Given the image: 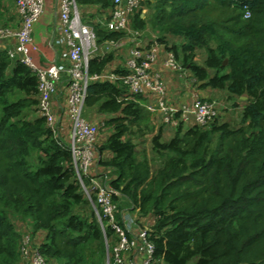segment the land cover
Segmentation results:
<instances>
[{
	"label": "trees",
	"instance_id": "trees-1",
	"mask_svg": "<svg viewBox=\"0 0 264 264\" xmlns=\"http://www.w3.org/2000/svg\"><path fill=\"white\" fill-rule=\"evenodd\" d=\"M75 2L82 12L92 9L99 47L124 35L105 25L113 0ZM143 6L144 16L141 9L130 15V28L150 24L194 87L203 81L200 88L246 99L238 126L217 115L206 127L181 125L163 140L164 126L129 99L122 81H91L84 114L93 112L110 129L97 145L96 164L117 203L116 220L136 209L152 215L150 239L167 264H264V0H144ZM171 36L183 41L169 45ZM114 59L113 52L92 56L88 74L125 75L122 65L110 68ZM37 103L35 74L0 49V264H22L28 233L46 264H106L105 241L113 246L116 234L104 218L100 223L75 180L71 154ZM148 134L151 157L134 141Z\"/></svg>",
	"mask_w": 264,
	"mask_h": 264
},
{
	"label": "built area",
	"instance_id": "built-area-1",
	"mask_svg": "<svg viewBox=\"0 0 264 264\" xmlns=\"http://www.w3.org/2000/svg\"><path fill=\"white\" fill-rule=\"evenodd\" d=\"M143 1L113 0L105 25L108 30L123 32L124 35L117 40L105 41L99 47L95 31L85 23L83 12L75 0H58L62 36L55 42L65 48L62 52L64 64L54 61L40 65L31 56V52L37 50L32 30L43 13L44 0H14L20 22L18 28L0 25V46L13 40L14 45L5 49L6 54L9 58H18L37 78V113L45 119L53 137L71 154L75 180L83 194L89 197L100 223L104 218L116 234L113 246H106V264L167 263L156 257L155 245L150 239L155 221L152 215L141 217L136 209L122 214L121 224L116 220L117 203L111 199V188L101 181V172L96 164L97 138L100 130L106 127L100 119L94 121L84 116L89 83L95 80L122 81L128 88L129 99L149 111L156 127L159 124L172 129L181 125L206 127L218 115L217 103L193 94L195 79L172 51L163 50L162 68L176 73L183 80L185 90L191 92L190 99L184 103L176 104L170 100L162 74L155 69L163 44L157 35L143 38L141 30L129 26L133 12L141 9L142 16L146 13ZM250 16V10L245 7L243 17L248 19ZM127 42L130 47L122 65L128 71L125 75L119 76L112 71L88 74V62L92 56L103 54L107 51L104 49L111 47L119 49ZM91 194L94 200L90 198ZM139 218L148 219L149 223L140 225ZM21 254L22 264H46L44 257L34 249L29 233L23 235Z\"/></svg>",
	"mask_w": 264,
	"mask_h": 264
},
{
	"label": "crops",
	"instance_id": "crops-1",
	"mask_svg": "<svg viewBox=\"0 0 264 264\" xmlns=\"http://www.w3.org/2000/svg\"><path fill=\"white\" fill-rule=\"evenodd\" d=\"M2 7L0 25L8 26L12 29L18 28L20 22L14 8V0H4ZM91 10L90 13H92ZM98 17V14H96L95 20H97ZM59 22L58 0H44L43 13L39 20L34 24L32 30V37L34 43L37 46V50L32 51L31 56L37 64L44 65L54 61L59 64H64L62 52L65 50V48L55 42L62 36L59 30ZM182 41L183 39L179 37H168L169 45L173 43L180 44ZM13 45L14 41L8 40L0 46V49L5 50L7 48L13 47ZM163 50L164 49L161 48L155 69H159L162 74L163 80L167 85V91L170 100L174 101L176 104L184 103L190 99L191 92L185 90L183 80L180 79L176 73L162 68L161 61L164 57ZM123 54H125L124 58H126L127 51H124ZM123 62L124 61H120L121 65H123ZM202 83L203 82H198L197 86L192 89V93L198 95L199 97L211 98V93L213 90L217 89H212L209 87L200 88L199 85ZM170 129L172 128L164 126L165 132H168Z\"/></svg>",
	"mask_w": 264,
	"mask_h": 264
},
{
	"label": "rangeland",
	"instance_id": "rangeland-1",
	"mask_svg": "<svg viewBox=\"0 0 264 264\" xmlns=\"http://www.w3.org/2000/svg\"><path fill=\"white\" fill-rule=\"evenodd\" d=\"M87 11V10H85ZM90 10H88L87 12H83V18L86 24L90 25L91 24L89 22H93V18H91L89 16ZM147 12V11H146ZM142 32V36L141 37H146L149 38L151 36V34H155L156 33L153 31V29L151 28L150 24L147 25V28L144 30H141ZM130 47V43L127 42L125 44H123L121 47H119V49H116L115 47H111L109 49H104L106 52H113L115 55V60L113 63H111L110 68L114 69L117 66H121L120 61H125L124 56L125 54L124 51H128V48ZM198 55L196 57V61H198L199 63L202 62L204 53L201 50H198ZM124 63V62H123ZM210 99L212 101H215L217 103L218 106V118H219V122L220 121H226L228 122L230 125L232 126H238L239 125V120H240V114H241V110L242 107L244 105V100L246 99L243 97L237 98V99H229L228 94L225 91L222 90H213V92L210 95ZM234 104H236L237 106H233ZM84 116L86 118H88L89 120H93L96 121L98 120L97 117L93 114V112H89V114H84ZM150 116V115H149ZM152 116H150V121L153 123V120L151 118ZM155 129H157L155 127ZM175 129H170L168 132H165L164 128H163V134H162V139L163 140H167L169 139L173 133H174ZM167 131V130H166ZM110 133V129L109 128H105V129H101L100 130V134L99 137L97 138V144H100L102 141L105 140V138L108 136V134ZM151 138H152V134H148V135H144V136H139V137H135L134 141L136 143V148L139 152H143V150L145 151V154L148 157L153 156V154L151 153ZM154 164V163H153ZM101 181H103V179L101 178ZM87 199H89V197L85 196ZM92 194L90 196V198H92ZM130 214V213H129ZM138 216V215H137ZM140 220L138 221V224L142 225V224H146L147 222L149 223L148 219H142L139 218ZM137 224V225H138ZM17 229L19 231L25 230L24 228L26 227L25 224H20L19 222L16 223ZM136 227V226H135ZM105 245L108 246L110 245L108 240L106 239L105 241Z\"/></svg>",
	"mask_w": 264,
	"mask_h": 264
},
{
	"label": "water",
	"instance_id": "water-1",
	"mask_svg": "<svg viewBox=\"0 0 264 264\" xmlns=\"http://www.w3.org/2000/svg\"><path fill=\"white\" fill-rule=\"evenodd\" d=\"M227 63V60H224V64H226ZM201 82H203V81H201ZM243 98H245V97H243Z\"/></svg>",
	"mask_w": 264,
	"mask_h": 264
}]
</instances>
